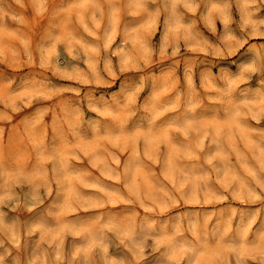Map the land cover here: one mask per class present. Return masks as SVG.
<instances>
[{
    "label": "rangeland",
    "instance_id": "obj_1",
    "mask_svg": "<svg viewBox=\"0 0 264 264\" xmlns=\"http://www.w3.org/2000/svg\"><path fill=\"white\" fill-rule=\"evenodd\" d=\"M22 2L0 14V74L34 72L55 87L13 101L0 82V264H264V8ZM205 64L227 69L217 111L201 100ZM188 72L196 92L185 103ZM140 77L167 110L154 103L143 124L113 114L115 130L49 146L69 89Z\"/></svg>",
    "mask_w": 264,
    "mask_h": 264
},
{
    "label": "clouds",
    "instance_id": "obj_2",
    "mask_svg": "<svg viewBox=\"0 0 264 264\" xmlns=\"http://www.w3.org/2000/svg\"><path fill=\"white\" fill-rule=\"evenodd\" d=\"M16 3L23 7L22 0H15ZM7 0H0V14L5 12ZM251 3L257 5L256 11L264 8V0H251ZM227 5H225V8ZM17 19V17H13ZM243 43V41H240ZM30 55V53H27ZM0 55H3V50H0ZM12 56L18 57L19 52L13 51ZM216 68L215 74L212 73V68L207 64L200 70L201 87L204 92L201 94V100L204 106L209 111L219 110L220 105L213 102V97L222 95V85L219 80L222 78V73L227 71L218 65H213ZM188 89L185 94V103L189 100V95L196 92L195 81L192 79L193 73L188 72ZM205 77H209L216 81V86H210ZM143 77L130 80L127 82L121 81L120 86L109 85L106 90H97L89 88L81 91V89H69L74 92V96L68 100H61L53 109L54 119L51 123V130L48 133L49 146L55 145L63 139L73 137L78 139L80 136H90L115 130L114 124L110 117L113 114L123 111H130L139 114L137 123L143 124L149 120L148 112L152 110L154 103L157 104L162 111L167 110L164 104L157 103V97H153V88L150 85L141 87ZM7 82V87L11 89V100H20L21 98H39L45 94L50 87H55L51 81L39 80L34 72H25L23 74H14L12 76L0 74V82ZM86 83V82H85ZM14 86V87H13ZM135 88V92L132 89ZM146 93L143 102L137 103L135 97L141 92ZM180 93H177L179 97ZM56 109L59 111L57 112ZM14 111H20L18 106L13 105ZM3 144V129L0 128V158L3 157L5 150ZM259 214V213H257ZM253 210H248L244 218L251 217ZM264 231V228L260 229Z\"/></svg>",
    "mask_w": 264,
    "mask_h": 264
}]
</instances>
